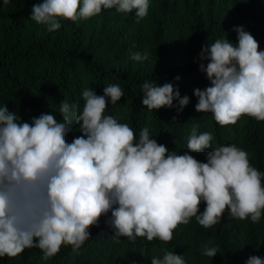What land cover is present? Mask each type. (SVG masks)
Masks as SVG:
<instances>
[{
    "label": "trees",
    "instance_id": "obj_1",
    "mask_svg": "<svg viewBox=\"0 0 264 264\" xmlns=\"http://www.w3.org/2000/svg\"><path fill=\"white\" fill-rule=\"evenodd\" d=\"M0 264H264V0H0Z\"/></svg>",
    "mask_w": 264,
    "mask_h": 264
},
{
    "label": "rangeland",
    "instance_id": "obj_2",
    "mask_svg": "<svg viewBox=\"0 0 264 264\" xmlns=\"http://www.w3.org/2000/svg\"><path fill=\"white\" fill-rule=\"evenodd\" d=\"M192 0H181V8L184 10L185 5L188 2H191ZM138 5H130L126 10H123L120 6H117L112 10L110 14L107 13H102L98 17L90 18L89 23L85 26V39L84 43L85 44H94L96 41L99 40V38L105 37L107 33H109L110 29L113 27L116 28L117 25L119 24L120 20L124 17V14H132L135 17L145 19L146 24L145 27H143V32L142 34L145 35L147 34L146 32L149 30V19L151 18L152 15V10L149 8L144 9V11H139L138 12ZM140 6V5H139ZM224 4H218L214 8H217V10H220L223 8ZM114 22V23H113ZM95 55V52H93V56ZM134 63H138V56L136 54L132 55V57H126L124 60L120 62L119 65L122 67H130L134 65ZM81 78V85L83 86L85 90V94L88 96L89 94H95L98 88V83L96 79L91 76L90 74H87L85 72L80 74ZM86 97V96H85ZM84 97L82 106H84V109L87 112H90L91 114L99 115L100 112L104 111V103L102 102H96L98 103L93 106L91 103L88 102V99ZM98 184V183H97ZM170 188H168L169 190ZM130 195H129V200L134 201H140L141 203V209L138 213V219L139 223L141 225V229L136 230L133 232V239L135 242H139L142 238L143 230L145 228H149L150 230V236L151 239H154L158 236H163L162 231H163V226L164 225H169L168 222H164L162 219L161 214L158 212V194L154 192L153 188V183L152 182H145L141 185H135L133 190H129ZM71 195V192H69ZM143 196H145L144 199ZM90 208L95 207V204L92 202V200L88 201L87 204ZM117 204L113 203L112 209H116ZM171 226V224L169 225Z\"/></svg>",
    "mask_w": 264,
    "mask_h": 264
}]
</instances>
